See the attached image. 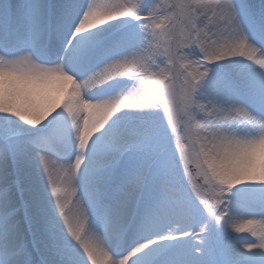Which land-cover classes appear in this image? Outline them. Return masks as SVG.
<instances>
[{
    "label": "snow or ice",
    "instance_id": "1",
    "mask_svg": "<svg viewBox=\"0 0 264 264\" xmlns=\"http://www.w3.org/2000/svg\"><path fill=\"white\" fill-rule=\"evenodd\" d=\"M0 264H264V0H0Z\"/></svg>",
    "mask_w": 264,
    "mask_h": 264
}]
</instances>
